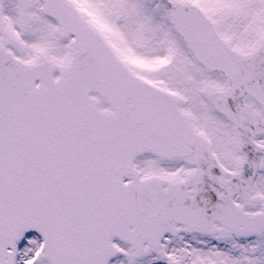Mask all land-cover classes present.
I'll list each match as a JSON object with an SVG mask.
<instances>
[{
  "label": "snow or ice",
  "instance_id": "6c2138e0",
  "mask_svg": "<svg viewBox=\"0 0 264 264\" xmlns=\"http://www.w3.org/2000/svg\"><path fill=\"white\" fill-rule=\"evenodd\" d=\"M0 264H264V0H0Z\"/></svg>",
  "mask_w": 264,
  "mask_h": 264
}]
</instances>
